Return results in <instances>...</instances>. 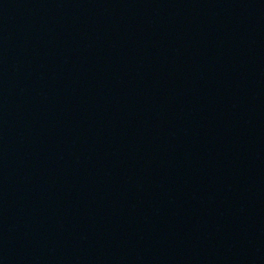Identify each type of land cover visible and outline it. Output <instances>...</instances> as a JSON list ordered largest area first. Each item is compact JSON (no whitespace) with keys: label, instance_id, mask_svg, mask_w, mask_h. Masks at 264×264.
Returning <instances> with one entry per match:
<instances>
[{"label":"water","instance_id":"1","mask_svg":"<svg viewBox=\"0 0 264 264\" xmlns=\"http://www.w3.org/2000/svg\"><path fill=\"white\" fill-rule=\"evenodd\" d=\"M0 264H264V0H0Z\"/></svg>","mask_w":264,"mask_h":264}]
</instances>
